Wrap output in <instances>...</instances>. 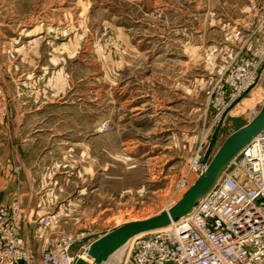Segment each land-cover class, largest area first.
Returning a JSON list of instances; mask_svg holds the SVG:
<instances>
[{
  "label": "rangeland",
  "instance_id": "1",
  "mask_svg": "<svg viewBox=\"0 0 264 264\" xmlns=\"http://www.w3.org/2000/svg\"><path fill=\"white\" fill-rule=\"evenodd\" d=\"M250 3L0 0V175L12 159L11 128L22 120L31 129L51 124L45 117L53 107L44 95L57 70L77 88L72 95L84 100L61 110L73 114V124L85 108L76 124L100 136L91 146L94 167L39 168L43 180L52 179V192L42 200L52 234L82 238L73 252L123 223L171 207L183 194L175 185L198 143L210 160L230 133L225 115L247 122L259 112L264 69L220 119L210 104L225 63L244 51L238 40L254 29L255 22L247 30L240 21ZM104 122L107 129L99 130ZM196 178L189 174V186ZM126 244L101 264H123Z\"/></svg>",
  "mask_w": 264,
  "mask_h": 264
},
{
  "label": "built area",
  "instance_id": "2",
  "mask_svg": "<svg viewBox=\"0 0 264 264\" xmlns=\"http://www.w3.org/2000/svg\"><path fill=\"white\" fill-rule=\"evenodd\" d=\"M256 14L251 33L263 31L261 41L247 51H236L216 78L211 107L215 117L246 92L264 69V1L249 5ZM107 129L106 122L100 125ZM201 140L191 155L175 192L190 186L206 167L209 157ZM18 168V167H17ZM15 202L0 205V264H74L88 245L77 252L78 234H52L45 214L34 217V250L24 245ZM123 264H264V129L227 164L212 186L191 209L164 227L133 236L127 241Z\"/></svg>",
  "mask_w": 264,
  "mask_h": 264
},
{
  "label": "crops",
  "instance_id": "3",
  "mask_svg": "<svg viewBox=\"0 0 264 264\" xmlns=\"http://www.w3.org/2000/svg\"><path fill=\"white\" fill-rule=\"evenodd\" d=\"M256 1L258 3L262 0ZM255 19L256 14L247 5L240 20L244 29L248 30L250 23L252 24ZM262 33L261 30H257L255 33H245L238 40L237 49L249 50L256 42L261 41ZM233 51L227 52L225 57L231 56ZM53 77L49 80V90L44 95L45 104H52L51 107H53L45 117V121H51V124L47 128L39 126L31 129L26 127V121L22 120L19 125L13 126L11 128L13 136L11 144L12 159L4 161L2 174L0 175V205L10 202H15L18 205V224L24 239V245L31 250H34L36 246L33 237L36 226L34 217L47 213V208L42 200L47 199L45 198L46 195L52 192V188L48 185L52 179L43 180V173L39 168L59 166L94 167L95 151L94 147L91 148V146L94 140L100 137L97 135L96 128L76 124L77 119L81 122L84 120L85 112L87 113L85 108L80 107L81 116L74 118L73 124L70 122L69 119L74 117L73 114L68 115L61 109L77 108L80 103H84V100L81 96L72 95V91L77 88L72 89L73 85H68L67 80L63 78L59 70H57V73L55 72ZM190 84L191 79L188 81V87H190ZM68 95L73 98L68 100L64 97ZM65 116L66 120L63 121L62 119ZM97 128L101 130L99 125ZM79 144L83 145L80 149L77 148ZM97 151L96 156L99 155L100 150ZM85 158H87L86 161H84ZM35 180H37L36 183ZM56 181V179L53 180V182Z\"/></svg>",
  "mask_w": 264,
  "mask_h": 264
},
{
  "label": "water",
  "instance_id": "4",
  "mask_svg": "<svg viewBox=\"0 0 264 264\" xmlns=\"http://www.w3.org/2000/svg\"><path fill=\"white\" fill-rule=\"evenodd\" d=\"M223 123L230 129L206 167L182 196L168 209L154 216L123 223L91 241L86 254L93 260L76 258L74 264H101L111 253L135 235L164 227L187 213L196 200L216 181L229 161L262 129H264V103L249 121L239 116H224Z\"/></svg>",
  "mask_w": 264,
  "mask_h": 264
},
{
  "label": "bare ground",
  "instance_id": "5",
  "mask_svg": "<svg viewBox=\"0 0 264 264\" xmlns=\"http://www.w3.org/2000/svg\"><path fill=\"white\" fill-rule=\"evenodd\" d=\"M231 116H232V115H231ZM121 246H122V245H121ZM121 246H120V247H121ZM120 247H119V248H120ZM119 248H117L116 250H118ZM116 250H115V251H116ZM115 251H114V252H115ZM111 254H112V253H111ZM111 254L109 255V257L111 256ZM79 257L82 258V259H84V260H86L87 262H90V263H91L92 260H93L90 256H88V255L86 254V252H85V253H80V254H79ZM109 257L106 259V261L109 259ZM106 261H105V262H106ZM105 262H104V263H105Z\"/></svg>",
  "mask_w": 264,
  "mask_h": 264
}]
</instances>
